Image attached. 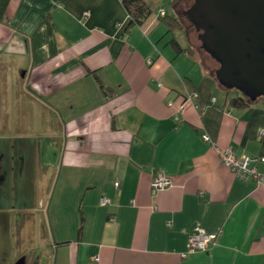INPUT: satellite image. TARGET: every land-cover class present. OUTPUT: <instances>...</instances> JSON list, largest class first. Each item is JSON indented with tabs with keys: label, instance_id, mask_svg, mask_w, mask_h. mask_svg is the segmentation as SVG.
Listing matches in <instances>:
<instances>
[{
	"label": "crops",
	"instance_id": "crops-1",
	"mask_svg": "<svg viewBox=\"0 0 264 264\" xmlns=\"http://www.w3.org/2000/svg\"><path fill=\"white\" fill-rule=\"evenodd\" d=\"M146 1L129 28L122 0H0V137L47 132L53 264H264V181L220 157L264 156V96L231 105L245 95L158 17L173 0Z\"/></svg>",
	"mask_w": 264,
	"mask_h": 264
},
{
	"label": "rangeland",
	"instance_id": "rangeland-1",
	"mask_svg": "<svg viewBox=\"0 0 264 264\" xmlns=\"http://www.w3.org/2000/svg\"><path fill=\"white\" fill-rule=\"evenodd\" d=\"M192 2L179 0L174 6L175 14L178 15L176 10L181 12L180 17L187 28H182L180 39L187 43L190 42L189 36L195 45L194 52L210 71H214L218 62L209 53L197 50L196 45H201L198 32L183 13ZM35 125L34 133L26 129L29 131L19 137L13 135L15 131L12 130L9 133L13 134L0 137V264H15L21 256L27 257L28 264H33L34 258H40L35 264H53L55 247L49 217L54 208V201L51 207L50 201L56 175L44 166L50 155L47 149L49 138L44 135L47 132L42 133L39 121ZM35 150L37 153H33ZM39 252L40 256L36 255Z\"/></svg>",
	"mask_w": 264,
	"mask_h": 264
},
{
	"label": "water",
	"instance_id": "water-1",
	"mask_svg": "<svg viewBox=\"0 0 264 264\" xmlns=\"http://www.w3.org/2000/svg\"><path fill=\"white\" fill-rule=\"evenodd\" d=\"M224 87L264 96V0H193L185 11Z\"/></svg>",
	"mask_w": 264,
	"mask_h": 264
},
{
	"label": "built area",
	"instance_id": "built-area-1",
	"mask_svg": "<svg viewBox=\"0 0 264 264\" xmlns=\"http://www.w3.org/2000/svg\"><path fill=\"white\" fill-rule=\"evenodd\" d=\"M88 14V12H85ZM166 15L165 10L159 12L158 17ZM157 17V18H158ZM264 133V131L262 132ZM204 139L210 140L208 135L203 136ZM220 157L222 161L229 166L238 176L244 178H254L259 181H264V156H241L237 157L232 148H226L220 150ZM263 165V168L260 167ZM152 191L168 187L172 184V180L169 177L159 175L151 180ZM116 186H119V182H116ZM111 199L104 195L100 198V202L103 205L110 203ZM217 233L207 232L203 229H198L190 239V246L192 250H207L209 246L216 241Z\"/></svg>",
	"mask_w": 264,
	"mask_h": 264
},
{
	"label": "trees",
	"instance_id": "trees-1",
	"mask_svg": "<svg viewBox=\"0 0 264 264\" xmlns=\"http://www.w3.org/2000/svg\"><path fill=\"white\" fill-rule=\"evenodd\" d=\"M178 1L179 0H173V5L175 6ZM122 2L124 7L126 8V11L130 16V21L128 24L129 28L133 25H143L145 21H147L149 17L154 13L152 5L146 0H122ZM161 19H163L166 23H168L172 28H178L179 30L180 29L182 30V28L184 27V24L178 15L175 16V15L166 14V16L165 17L163 16V18ZM173 43L177 46L178 50L183 49L176 41V39L173 40ZM184 49L189 51L190 53H195L194 47L191 44ZM215 69H214V73H215ZM230 102L231 105H233L234 107L241 108L250 105L253 102V100H251L247 96H236V97H232L230 99Z\"/></svg>",
	"mask_w": 264,
	"mask_h": 264
},
{
	"label": "flooded vegetation",
	"instance_id": "flooded-vegetation-1",
	"mask_svg": "<svg viewBox=\"0 0 264 264\" xmlns=\"http://www.w3.org/2000/svg\"><path fill=\"white\" fill-rule=\"evenodd\" d=\"M186 11V10H185ZM185 11L183 10V13L185 14ZM176 12L178 13V16L180 17L181 15V12L180 11H177L176 10ZM186 15V14H185ZM187 16V15H186ZM181 18V17H180ZM181 20H182V18H181ZM185 28V30H187V28L186 27H184ZM197 30V29H196ZM197 32H198V30H197ZM198 34V33H197ZM188 39H189V41H190V43H192V40H191V38L188 36ZM197 39L199 40V38H198V36H197ZM200 42H201V40H199ZM191 45H193V46H195L193 43L191 44ZM196 48H197V50L199 51V52H201V53H203V52H205V53H207V51L203 48V45H202V42H201V45H199V47L196 45ZM36 255H39L40 256V252L39 253H37ZM38 257V256H37ZM40 259V258H39ZM39 259H36L35 260V258L34 259H32V262L31 263H33V264H35V262H39ZM28 259H27V257L26 256H21V258L18 260V262H16L15 264H28Z\"/></svg>",
	"mask_w": 264,
	"mask_h": 264
}]
</instances>
